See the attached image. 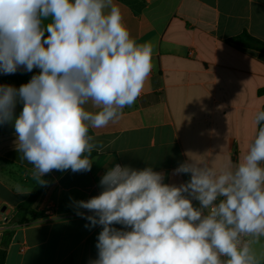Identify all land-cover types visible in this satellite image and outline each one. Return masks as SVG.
Returning <instances> with one entry per match:
<instances>
[{"label":"clouds","instance_id":"9594fccd","mask_svg":"<svg viewBox=\"0 0 264 264\" xmlns=\"http://www.w3.org/2000/svg\"><path fill=\"white\" fill-rule=\"evenodd\" d=\"M153 52L113 0H0V74L39 69L19 88L0 84V125L14 127L39 186L53 170L91 171L100 144L90 129L134 105ZM255 123L238 163L217 171L189 159L173 170L189 174L179 185L151 166L107 168L100 193L74 201L86 228L101 227L90 264H262L253 246L264 238V110Z\"/></svg>","mask_w":264,"mask_h":264},{"label":"crops","instance_id":"0c3cea01","mask_svg":"<svg viewBox=\"0 0 264 264\" xmlns=\"http://www.w3.org/2000/svg\"><path fill=\"white\" fill-rule=\"evenodd\" d=\"M113 2L131 37L153 45L151 74L118 121L90 129L100 144L92 152L91 171L69 169L56 178L40 195L36 218L27 225L14 226L9 218L36 183L33 166L16 150L12 124L0 125V242L4 231H13L4 264H90L97 257L101 227L86 228L89 222L76 214L74 201L98 195L107 168L151 166L166 174V183L179 185L189 179V174L173 175L179 164L191 159L219 171L238 163L258 130L264 53L228 40L247 32L264 41V0ZM38 71L0 74V84L19 88ZM85 107L97 110L91 102ZM21 110L18 103L15 115ZM253 247L264 264V238Z\"/></svg>","mask_w":264,"mask_h":264},{"label":"trees","instance_id":"16d2710c","mask_svg":"<svg viewBox=\"0 0 264 264\" xmlns=\"http://www.w3.org/2000/svg\"><path fill=\"white\" fill-rule=\"evenodd\" d=\"M228 43L264 53V41L250 36L247 32H243L236 37L230 38ZM64 172L53 170L51 173L46 174L43 177V179L47 182L46 186H39V184L36 182L29 196L16 206L14 213L9 218L10 224L14 226H22L27 225L31 220L35 219L36 213L34 206L40 195L56 178H58ZM12 235V230H6L2 234V239L0 242V264H4L5 262L7 247L11 241Z\"/></svg>","mask_w":264,"mask_h":264},{"label":"built area","instance_id":"2783aa9c","mask_svg":"<svg viewBox=\"0 0 264 264\" xmlns=\"http://www.w3.org/2000/svg\"><path fill=\"white\" fill-rule=\"evenodd\" d=\"M46 214H47V215H50V212H49V211H47V212H46Z\"/></svg>","mask_w":264,"mask_h":264}]
</instances>
